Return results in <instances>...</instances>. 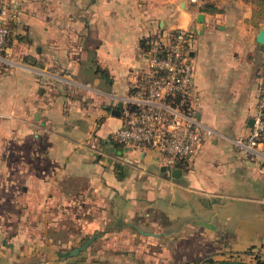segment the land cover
<instances>
[{"label":"crops","instance_id":"1","mask_svg":"<svg viewBox=\"0 0 264 264\" xmlns=\"http://www.w3.org/2000/svg\"><path fill=\"white\" fill-rule=\"evenodd\" d=\"M22 1L8 45L17 64L0 74V264L264 261V147L236 143L264 86L252 7ZM178 29L193 32L204 140L169 168L155 150L118 141L113 112L147 70L145 40Z\"/></svg>","mask_w":264,"mask_h":264},{"label":"built area","instance_id":"2","mask_svg":"<svg viewBox=\"0 0 264 264\" xmlns=\"http://www.w3.org/2000/svg\"><path fill=\"white\" fill-rule=\"evenodd\" d=\"M22 6V0H0V74L17 64L8 45L14 26L21 22ZM193 42L188 29L147 38V70L122 98L123 126L114 134L123 144L155 150L169 168L193 157L204 140L200 100L193 92ZM236 143L248 152L262 154L264 91L251 133Z\"/></svg>","mask_w":264,"mask_h":264},{"label":"trees","instance_id":"3","mask_svg":"<svg viewBox=\"0 0 264 264\" xmlns=\"http://www.w3.org/2000/svg\"><path fill=\"white\" fill-rule=\"evenodd\" d=\"M246 4H249L252 7V18L248 21V23L254 25L255 27H259L261 24L264 23V0H243ZM208 7H210L211 9H215V6L211 3L208 4ZM159 35V34H158ZM158 35H152V36H158ZM151 37V36H150ZM149 37V38H150ZM10 43V42H9ZM145 47L146 50H148L149 45L147 44V40H145ZM263 91H264V86H263ZM263 93V92H262ZM89 239V238H88ZM87 239V240H88ZM86 242V241H85ZM84 242V243H85ZM92 243L89 244V246ZM88 246V247H89ZM87 247V248H88ZM86 249V248H85ZM84 249V250H85ZM82 250V251H84ZM81 251V252H82ZM71 252H68L67 255H71ZM79 252V253H81ZM78 253V254H79ZM77 254V255H78ZM77 255H71V256H77ZM209 263L214 264L215 262L213 260H209ZM257 264H264L263 262H259Z\"/></svg>","mask_w":264,"mask_h":264},{"label":"water","instance_id":"4","mask_svg":"<svg viewBox=\"0 0 264 264\" xmlns=\"http://www.w3.org/2000/svg\"><path fill=\"white\" fill-rule=\"evenodd\" d=\"M199 19H204L203 14H201L199 16ZM256 41L264 46V24H262L259 27L257 36H256ZM122 107V103L119 104L118 109H116V112H113L114 114L120 115V110L119 108ZM252 122H254V119H252ZM180 170H174L173 171V175H177L179 173ZM97 236L94 235L93 237L89 238L85 243H83L81 246L76 247L72 250L71 255H77L79 252H81L82 250H84L85 248H87L89 246L90 243L93 242L94 239H96ZM214 264H253V263H247V262H242V261H235V260H225V261H220V262H216Z\"/></svg>","mask_w":264,"mask_h":264},{"label":"rangeland","instance_id":"5","mask_svg":"<svg viewBox=\"0 0 264 264\" xmlns=\"http://www.w3.org/2000/svg\"><path fill=\"white\" fill-rule=\"evenodd\" d=\"M76 229H69L68 230V232H71V233H74V234H76ZM78 232H79V230H78ZM92 236H88V238H91ZM87 238V239H88ZM87 239L85 240V241H87ZM82 245V244H81ZM80 245V246H81ZM77 247H79V246H77ZM230 260V259H229ZM220 262V261H219ZM259 262H263L264 263V261H263V256H259V255H256V256H254L253 258H252V260L249 262V263H253V264H257V263H259Z\"/></svg>","mask_w":264,"mask_h":264}]
</instances>
